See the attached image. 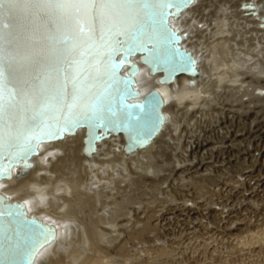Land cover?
<instances>
[{"label": "bare ground", "instance_id": "6f19581e", "mask_svg": "<svg viewBox=\"0 0 264 264\" xmlns=\"http://www.w3.org/2000/svg\"><path fill=\"white\" fill-rule=\"evenodd\" d=\"M247 1L197 0L173 24L187 34L183 45L198 59L199 79L179 76L163 86L157 81L162 74L149 76L147 66L134 59L141 67L137 81L142 96L158 88L166 101L167 122L147 149L126 156L124 136H114L103 141L88 165L82 153L85 131L79 130L76 136L42 145L28 175L1 183L11 201L25 202L30 216L58 228V239L40 252L35 264H172L175 255L152 233L158 221L153 213L183 205L197 217L207 212V220L214 223L220 212L232 207L229 198L224 202L220 197L229 192L238 197L243 183L237 177L256 176L258 170L256 165L243 166L242 146H251L245 152L249 163L264 157V150L257 149L264 140V29L257 18L240 10ZM190 80H196L195 85ZM180 115L184 121L173 124L171 117ZM201 189L202 196L196 197ZM179 192L187 197L179 199ZM153 237L156 249L128 250L135 239L145 243ZM250 243L261 246L263 234ZM207 247L214 252L212 244Z\"/></svg>", "mask_w": 264, "mask_h": 264}, {"label": "water", "instance_id": "95a60500", "mask_svg": "<svg viewBox=\"0 0 264 264\" xmlns=\"http://www.w3.org/2000/svg\"><path fill=\"white\" fill-rule=\"evenodd\" d=\"M196 1L161 0L167 7L161 6L155 14L136 10L124 34L102 48L97 47L102 43L98 38L89 40L86 33L77 34L74 21L52 8L22 7L16 20L5 17L0 21L7 25L0 28L4 35L0 65L6 77L10 67L16 70L43 101L54 93V83L63 82L71 89L62 70L76 69L78 88L87 95L86 105L77 110V122L71 125L47 120L51 127H45L39 105L17 113L19 119L9 120L5 112L4 119L18 130L14 135L19 139L5 137L0 144V185L28 175L42 145L76 136L79 130L85 131L82 153L88 165L103 141L114 136H124L126 156L147 149L167 122L166 101L158 88L142 96L137 81L139 63L147 66L151 77L162 74L157 81L163 86L174 84L179 76L200 78L198 59L183 45L187 34L173 26ZM240 10L257 18L264 29V0L243 2ZM13 49L15 60L10 58ZM8 88L11 85H6L5 95ZM29 139L32 147L24 151ZM29 214L25 202L11 201L0 186V264H35L40 252L58 239L55 225Z\"/></svg>", "mask_w": 264, "mask_h": 264}, {"label": "rangeland", "instance_id": "374dc122", "mask_svg": "<svg viewBox=\"0 0 264 264\" xmlns=\"http://www.w3.org/2000/svg\"><path fill=\"white\" fill-rule=\"evenodd\" d=\"M195 50V49H193ZM173 117V118H172ZM171 117V121L173 124H179L178 122L180 121V123L182 121H184L183 117L180 116H172ZM182 117V118H181ZM181 118V119H180ZM178 121V122H177ZM212 121V119H211ZM176 122V123H175ZM210 130L215 131V129L213 127L210 128ZM217 131V130H216ZM215 131V138L219 137V139L221 138V135L218 134ZM217 133V134H216ZM247 141V140H246ZM245 141V142H246ZM258 146V150H261V152H263L264 147H262L264 144V140L262 139ZM248 146V145H247ZM247 146H242V148L244 149L243 152L241 153V156L244 157V161H243V166L245 167H252L254 165H256L258 168L256 176H252L249 178H245V176H238L237 177V181L238 183H243L241 188V192L240 195L238 197H235V194H232L233 192H229L228 194H225V196H221L220 200L222 201H227L226 198L229 201H232V207L225 210L224 212H220L218 215H221L219 217V220H215L214 223H212L209 220H207V218H209L208 213L206 212V214L202 213L200 216L197 217V215L195 213H192L193 211H190V209L188 210L186 207L184 209V206L181 205L179 207H172L174 209L171 210V208L169 207H162V210H158L156 213L157 217H158V221H157V228H155L152 233L154 234L156 239L161 240V245L167 247L168 251H170L169 253L174 254V261L171 260L172 264H175L176 261H179L178 263L180 264H264V243L261 246H257V243L255 244H251L250 241L252 240V238L259 236L264 233H262L264 230V157H257L253 160V162L249 163L250 158L246 157L245 152H249V150L251 151V146L247 147ZM247 148V149H246ZM164 160V159H163ZM262 160V161H261ZM256 161V162H255ZM258 162V163H257ZM255 168V169H256ZM261 174V175H260ZM260 175V178H259ZM243 177V178H241ZM239 178H241L242 180H240ZM249 180V181H248ZM249 182V183H248ZM262 182V183H261ZM207 187L209 186V184L206 185ZM250 188V189H249ZM260 188V189H259ZM263 189V190H262ZM245 190V191H244ZM250 190V191H249ZM260 190V191H259ZM204 191V189H201L200 191H198L196 193V197L197 196H202V192ZM201 192V193H200ZM244 192V194H243ZM251 193V194H250ZM179 194V195H178ZM177 195H175L176 197H178L179 199H183L185 197H187V194L183 196L182 193H178ZM181 194V196H180ZM253 194V196H252ZM234 195V196H233ZM247 195V197L245 198V196ZM249 195V196H248ZM263 197H261V196ZM231 196V198H230ZM251 196V197H250ZM260 196V197H259ZM225 199H224V198ZM241 197H244L243 199ZM250 198V199H248ZM181 199V200H182ZM238 199V200H237ZM240 199V200H239ZM253 201H252V200ZM263 201H261V200ZM216 200V199H215ZM247 200V201H246ZM251 200V201H250ZM256 200V201H255ZM261 202H259V201ZM238 201V202H237ZM244 203H243V202ZM246 201V202H245ZM235 202V203H234ZM242 202V203H239ZM249 202V204H247ZM257 202V203H256ZM234 203V204H233ZM247 205H246V204ZM242 204V205H241ZM236 206V207H235ZM257 206V207H256ZM181 207V208H180ZM239 209H238V208ZM244 207V208H243ZM166 208V209H165ZM176 208V209H175ZM183 208V209H182ZM243 208V209H242ZM152 209V208H150ZM161 209V208H160ZM187 209V210H186ZM195 211L199 212L200 210H198L197 208H194ZM167 210V212H166ZM171 212H169V211ZM174 210V212H173ZM217 212L219 211L218 209H215ZM179 211H181L179 213ZM184 211V212H183ZM230 211V212H229ZM162 212V213H161ZM165 212V213H164ZM175 214H173V213ZM183 212V214H182ZM191 212V213H190ZM201 212V211H200ZM229 212V213H228ZM233 212V213H232ZM152 214V212H150ZM171 213V214H170ZM178 213V214H177ZM159 214V215H158ZM180 214V215H179ZM225 214V215H224ZM230 214V215H229ZM186 215V216H185ZM165 216V217H164ZM225 216V217H224ZM163 217V219H161ZM173 217V218H171ZM192 219L189 220L188 219ZM197 217V218H196ZM175 218V220H174ZM179 218V219H178ZM161 219V220H159ZM197 219V220H196ZM169 220V221H167ZM180 223H178V221ZM195 220V222H194ZM166 221V223H165ZM197 221V222H196ZM219 221V222H218ZM162 222V223H161ZM183 222V223H182ZM193 222V223H190ZM173 223V224H172ZM176 223V224H175ZM178 223V224H177ZM217 223V224H216ZM241 223V224H240ZM246 223V226H245ZM162 224V225H161ZM172 224V225H171ZM190 227H189V225ZM221 224V225H220ZM251 224V225H250ZM161 225V226H160ZM178 225V226H176ZM187 225V226H186ZM164 226V227H163ZM175 226V227H174ZM195 229H194V227ZM253 226V227H252ZM178 227V228H177ZM186 227V228H185ZM193 227V228H192ZM218 227V228H217ZM245 227V228H244ZM165 228V229H164ZM167 228V229H166ZM191 228V229H188ZM197 228V229H196ZM237 228V229H236ZM136 229H139V227H137ZM168 229L170 231H168ZM183 229V230H181ZM162 232H161V231ZM181 230V231H180ZM193 232H192V231ZM259 230V231H258ZM191 231L192 233H189ZM197 231V232H196ZM222 231V232H221ZM241 231V232H240ZM261 231V232H260ZM161 234H160V233ZM171 232V233H169ZM184 232V233H183ZM196 232V233H195ZM210 232V233H209ZM220 232V233H219ZM227 232V233H226ZM249 232V236L247 235ZM260 232V234H259ZM167 233V234H166ZM181 233V234H180ZM195 233V234H194ZM222 233V234H221ZM226 233V234H225ZM231 233V234H230ZM165 234V235H164ZM172 234V235H171ZM176 234V235H174ZM191 234V235H190ZM221 234V236H220ZM224 234V235H223ZM245 234V235H244ZM168 238H167V236ZM190 235V236H189ZM216 235V236H215ZM234 235V236H233ZM243 235V236H241ZM171 236V237H170ZM178 236V239L176 238ZM182 236V237H181ZM225 236V238H224ZM170 237V238H169ZM184 237V238H183ZM193 237V238H192ZM217 237V238H216ZM154 237L151 240H147L144 243V241H139L137 239H135L134 242H130L128 243L127 247L128 250L132 253L135 252V249H140L142 248L141 246H144V248L142 249H149V251H151L153 248L156 249L158 246L154 245L155 242ZM181 238V239H179ZM186 238V240L184 241V239ZM188 238V239H187ZM193 240H192V239ZM224 238V239H223ZM163 239V240H162ZM174 239V240H173ZM196 239V240H194ZM200 239V240H198ZM214 239V240H213ZM220 239L221 242L219 241ZM171 242H170V241ZM181 240V241H180ZM208 240V242H206ZM210 240V241H209ZM218 240V241H217ZM230 240V241H229ZM232 240V241H231ZM237 240L238 244L236 241ZM249 241V244H247L246 242ZM166 241V242H165ZM173 241V243H172ZM198 241V242H197ZM211 241H215L214 243ZM151 242V243H150ZM153 242V243H152ZM181 242V243H180ZM185 242V243H184ZM195 242V243H194ZM232 242V243H231ZM235 242V243H233ZM133 243V244H132ZM137 243V244H136ZM168 243V245L166 244ZM190 243V245H189ZM208 243L212 244L213 250L212 249H208ZM226 243V244H225ZM166 244V245H165ZM178 244V245H177ZM180 244V245H179ZM185 246H184V245ZM222 244V246H221ZM230 244V245H229ZM235 244V245H234ZM131 245V246H130ZM172 245V246H171ZM182 245V246H181ZM188 245V246H187ZM207 245V246H206ZM220 245V246H219ZM237 245V246H236ZM137 246V247H136ZM169 246V247H168ZM203 246V247H202ZM205 246V248H204ZM220 248H219V247ZM224 246V247H223ZM232 246V247H231ZM234 246V247H233ZM236 246V247H235ZM251 246V247H250ZM172 247V248H170ZM190 247V248H189ZM218 247V248H217ZM222 247V248H221ZM134 248V249H133ZM193 248V249H192ZM199 248V249H198ZM203 248V249H202ZM236 248V249H235ZM253 248V249H252ZM263 248V249H262ZM132 251H131V250ZM147 249V250H148ZM178 249V250H176ZM183 249H185V251H183ZM199 251H198V250ZM230 249V250H229ZM234 249V250H233ZM176 250V251H175ZM197 250V251H196ZM202 252H201V251ZM216 250V251H215ZM219 253H218V251ZM229 250V251H228ZM241 250V251H240ZM173 251V252H172ZM204 251H206L204 253ZM208 251V252H207ZM211 251V253H210ZM221 251V252H220ZM223 251V252H222ZM232 251V252H231ZM177 252V253H176ZM179 252V253H178ZM181 252V253H180ZM198 252V253H197ZM217 252V253H216ZM229 252V253H228ZM234 252V253H233ZM184 253V255H183ZM194 253V254H193ZM200 253V254H199ZM203 253V254H202ZM213 253V254H212ZM215 253V254H214ZM226 253V254H224ZM228 253V254H227ZM193 254V256H192ZM211 254V255H210ZM180 255V256H178ZM219 255V256H218ZM227 255V256H226ZM184 256V257H183ZM187 256V257H186ZM214 256V257H213ZM178 257V259L176 260V258ZM181 257V258H180ZM196 257V258H195ZM230 257V258H229ZM188 258V259H187ZM190 258V259H189ZM214 259V260H213ZM225 259V260H224ZM181 260V261H180ZM161 262V261H160ZM174 262V263H173ZM176 262V264H178Z\"/></svg>", "mask_w": 264, "mask_h": 264}, {"label": "snow or ice", "instance_id": "6c2138e0", "mask_svg": "<svg viewBox=\"0 0 264 264\" xmlns=\"http://www.w3.org/2000/svg\"><path fill=\"white\" fill-rule=\"evenodd\" d=\"M162 5L161 0H0V21L5 17L16 20L22 7H48L58 13L67 15L76 25L77 34L86 33L89 40L98 38L102 43L97 47H104L111 39L124 34L127 21L136 10L144 9L155 14ZM7 25L0 24V28ZM4 35L0 31V41ZM15 49L10 58L15 60ZM76 63V62H73ZM71 67V64H70ZM63 79L72 83L68 89L63 82L53 84L54 93L47 99L40 101L36 92L30 91V84L14 69L5 76L4 68L0 65V144L5 137L10 140L19 139L14 135L13 125L4 119L5 112L10 114L9 120L19 119L17 113H22L26 108L39 105V116L45 127H51L47 120L58 122L63 120L66 125L77 122L78 109L87 103V95L78 88L79 73L62 70ZM6 81V83H5ZM6 85H11L7 89ZM7 127V130H6ZM32 147L30 139L24 151Z\"/></svg>", "mask_w": 264, "mask_h": 264}]
</instances>
